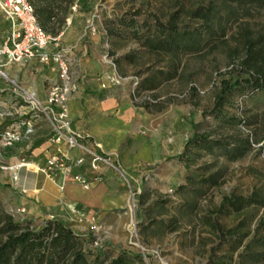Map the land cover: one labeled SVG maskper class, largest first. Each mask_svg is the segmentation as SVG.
Returning a JSON list of instances; mask_svg holds the SVG:
<instances>
[{"label": "rangeland", "instance_id": "374dc122", "mask_svg": "<svg viewBox=\"0 0 264 264\" xmlns=\"http://www.w3.org/2000/svg\"><path fill=\"white\" fill-rule=\"evenodd\" d=\"M205 1L80 0L72 13L81 19L82 29L90 14L98 15L94 25L100 37V60L112 72L114 90L109 96L132 109L119 151L130 159L141 156L122 171L127 182L119 190L126 198L125 206L73 227L104 246L105 262L124 250L141 254L144 264H206L221 256L226 264H264V246L250 243L245 248L264 219V206L251 207V234L237 247L219 248L211 227L219 222L229 228L247 216V207L240 214L227 207L219 212L226 196L264 195V93L236 92L224 105L221 118L210 115L220 80L237 77L233 66L244 55L240 47L247 19L229 24L223 37L211 40L213 47L204 46L195 53L173 57L143 43L145 37L154 36L156 19L165 22L179 10V28L196 27L187 13ZM256 22L251 24L254 29L264 17ZM5 28L0 15V41ZM174 69L176 73L169 76ZM139 84L151 88H137ZM146 102L147 108L142 106ZM232 117L233 123L225 122ZM194 133L210 134L223 146L195 150L186 168L178 156ZM246 139L249 146L233 157L229 150L242 147ZM19 201L18 194L0 184V226L7 216L34 230L47 219L70 223L68 217L47 213L28 217L20 211ZM262 235L264 224L255 232L258 238ZM86 238H82L83 249L92 261L95 253L86 247Z\"/></svg>", "mask_w": 264, "mask_h": 264}, {"label": "trees", "instance_id": "16d2710c", "mask_svg": "<svg viewBox=\"0 0 264 264\" xmlns=\"http://www.w3.org/2000/svg\"><path fill=\"white\" fill-rule=\"evenodd\" d=\"M28 1L37 23L45 32L52 37L63 32L74 0ZM181 10H184L183 7ZM180 12L179 10L170 14L165 22L156 19L154 36L145 37L144 46L173 57L183 53H195L204 46H212L213 38L223 37L229 24L243 18L247 19V28L244 29L240 47L244 55L233 66L237 77L220 80L219 87L213 95V106L210 111L213 118L219 119L223 116L224 105L236 92L264 93V22L258 29L251 26L252 23H258L256 19L264 17V0H207L186 12L190 21H196V27L191 28L187 25L183 30L178 26ZM235 51H238V48ZM175 73L174 69L169 76L172 77ZM137 88L151 87L139 84ZM142 106L147 108L148 103H143ZM230 119L232 120L226 119L225 122L235 121L234 117ZM215 146H223L220 139H211L207 133H194L185 142L184 150L178 158L184 161L185 167L188 168V161L196 153L195 150L211 151ZM247 146L248 139L244 141L242 147L235 146L229 153L231 152L233 157H238ZM224 147L228 146L224 144ZM252 206H264V195L256 192L246 197L230 194L223 199L219 212L222 213L227 207L240 214L247 207V216L229 228L219 222L211 223L213 233L218 238L219 248L225 244L237 247L251 234L250 222L253 215L249 211ZM262 224L264 219L259 220L245 248H249L253 243L264 246V235L259 238L255 236V232ZM0 233L3 235L0 239V264H144L141 254L124 250L105 262L102 252L104 246H96L92 237L75 232L56 218L45 220L39 229L34 230L29 224L22 225L7 216L0 226ZM83 237H87L86 247L89 246L88 249L95 253L92 261L88 260V253L83 249ZM223 259L224 256L210 258L206 264H226Z\"/></svg>", "mask_w": 264, "mask_h": 264}, {"label": "crops", "instance_id": "0c3cea01", "mask_svg": "<svg viewBox=\"0 0 264 264\" xmlns=\"http://www.w3.org/2000/svg\"><path fill=\"white\" fill-rule=\"evenodd\" d=\"M0 15L3 17L1 12ZM4 23L5 35L1 38L0 44L8 32L5 19ZM82 28L81 19L73 16L71 23L64 28L59 37L61 45L70 49V59L79 76L78 90L67 102L68 117L75 130L88 133L89 147L113 155L120 170L123 171L124 167H132L134 160L141 158L137 156L130 159L129 154L127 156L119 151L125 138V128L130 125L132 109L129 105L125 106L118 99L109 96L114 90L111 87L112 72L100 60L98 48L100 37L97 33L91 34L85 27ZM0 62L1 69L7 75V79L0 78L1 131L11 120L18 117L17 114L26 110L18 92L13 90L10 80L34 92L44 102L50 85L57 78V70L53 65H43L34 60L5 63V59L1 58ZM1 113L11 115L4 118ZM49 134L50 123L45 116H40L35 121L34 130L28 140L0 148V167L16 164L20 159L42 165L45 157L53 150L47 142ZM81 154L79 148L69 153L72 160ZM14 173L18 176L16 183L11 182L13 172L0 169V184H6L19 195V202L28 217L42 213L58 218L68 217L70 223L67 225L73 229L84 220L72 213L70 206H74L87 219L94 216L98 218L101 214H111L126 204V198L119 190L124 181L123 176L107 167L101 169L102 180L93 183L90 189H84L74 182H64L60 176L50 180L35 169L20 168ZM76 173H82L87 177L91 175L86 164L73 167L72 174ZM74 231L80 234L75 229Z\"/></svg>", "mask_w": 264, "mask_h": 264}, {"label": "built area", "instance_id": "2783aa9c", "mask_svg": "<svg viewBox=\"0 0 264 264\" xmlns=\"http://www.w3.org/2000/svg\"><path fill=\"white\" fill-rule=\"evenodd\" d=\"M80 0H74L66 25L72 21V13L77 11ZM0 12L7 22V35L0 44V59L5 63H21L24 61H37L43 65H53L57 70V78L50 85L44 102L34 92L21 87L17 82L10 80L13 90L18 92L24 102L26 110H22L16 119L11 120L0 131V148H7L16 143L28 140L31 136L35 121L45 116L50 123V134L47 142L52 151L45 157L42 165L20 159L16 164L1 166L4 171L13 172L11 182L16 183L18 176L14 171L20 168L34 167L35 171L42 173L46 178L55 180L58 176L64 182H74L84 189H90L93 183H99L102 167L123 176L115 157L102 153L87 145L89 135L85 131L75 130L68 117V99L78 90L79 76L70 59V49L59 42V34L52 37L37 23L32 6L28 0H0ZM98 15L94 12L86 20L85 29L95 34L94 23ZM1 64V62H0ZM0 78L7 79L6 73L1 69ZM11 114L1 113L8 118ZM79 148L82 154L72 160L69 153ZM86 164L91 172L89 177L82 173L72 174L73 167ZM72 213L86 222L93 221V217L84 218L74 206H70ZM24 211V209H20ZM83 217V218H82ZM97 246V243L95 242Z\"/></svg>", "mask_w": 264, "mask_h": 264}, {"label": "water", "instance_id": "95a60500", "mask_svg": "<svg viewBox=\"0 0 264 264\" xmlns=\"http://www.w3.org/2000/svg\"><path fill=\"white\" fill-rule=\"evenodd\" d=\"M29 169H30V170H34V167H32V166H29Z\"/></svg>", "mask_w": 264, "mask_h": 264}]
</instances>
